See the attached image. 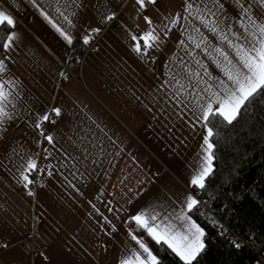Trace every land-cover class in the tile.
I'll return each mask as SVG.
<instances>
[{"label":"crops","instance_id":"0c3cea01","mask_svg":"<svg viewBox=\"0 0 264 264\" xmlns=\"http://www.w3.org/2000/svg\"><path fill=\"white\" fill-rule=\"evenodd\" d=\"M0 11L15 37L0 51V264H137L134 216L181 233L198 225L187 201L206 163L202 108L218 107L213 93L232 87L242 52L264 40L259 0H0ZM61 31L72 42L105 31L82 79L62 78L72 42ZM147 32L158 39L145 48ZM54 109L49 182L32 192L29 164ZM35 213L43 255L22 247Z\"/></svg>","mask_w":264,"mask_h":264},{"label":"trees","instance_id":"16d2710c","mask_svg":"<svg viewBox=\"0 0 264 264\" xmlns=\"http://www.w3.org/2000/svg\"><path fill=\"white\" fill-rule=\"evenodd\" d=\"M9 33L10 26H0V51ZM206 123L214 132L213 169L199 188L201 203L190 211L205 233V248L193 264H255L264 253V96L231 124L219 117ZM133 228L159 264H184L168 246Z\"/></svg>","mask_w":264,"mask_h":264},{"label":"snow or ice","instance_id":"6c2138e0","mask_svg":"<svg viewBox=\"0 0 264 264\" xmlns=\"http://www.w3.org/2000/svg\"><path fill=\"white\" fill-rule=\"evenodd\" d=\"M137 4L141 8L145 6L146 0H136ZM148 3H156V0H147ZM262 6H264V0H259ZM112 17H108L111 19ZM147 20V17H145ZM151 23V21H148ZM14 27L13 18L3 11H0V26L3 25ZM215 29H213L214 31ZM60 31V29H57ZM260 32L264 34V26L260 27ZM61 35L68 43H71V38L61 31ZM14 34L7 37V42L3 47L5 50L9 49L12 41L14 40ZM135 39V38H134ZM141 39L144 41L145 48L151 47L152 42L157 40L158 37L153 32H147ZM88 42V37H85V43ZM136 51H141L139 44L136 45ZM241 63L243 64L245 72L237 71L230 73L228 79L232 82V87L225 88L223 95L219 92L213 93L215 96V103L218 107L213 108V102H209L202 108L200 119L205 122H211V118H222L223 122L231 124L239 115L242 109L247 105L252 104L258 97L264 96V40L259 41V47L253 48L251 51H243L241 54ZM4 70L3 61H0V71ZM7 99V94L4 91L3 85H0V117L6 115L3 111L2 102ZM56 115H60L59 109H54ZM43 120L47 121L48 116H44ZM207 127V123L205 124ZM214 132L211 127H207V134L204 136L205 148V165L202 170L193 177L191 183L200 188H204V180L211 172V161L213 159L212 149L214 145L210 142V138L213 137ZM51 143L52 137H46ZM30 168H36L35 162H30ZM24 179L27 181L28 177ZM31 183V181H29ZM197 201L193 198H189L187 201L188 209H192L196 206ZM138 227L144 229L149 236L152 237L157 243L166 244L173 252L180 257L184 264H193L198 254H200L205 248L202 237L205 235L203 229H201L194 222L188 225L187 231L184 233L174 231L171 226L161 227L154 223H150V220H155V217L145 218L144 214L136 215L132 218ZM135 240L136 237L133 236ZM139 247L143 250L144 258H137V264H159L158 258L152 254L149 248L140 240H137ZM239 247V245H236ZM124 264H128L127 261Z\"/></svg>","mask_w":264,"mask_h":264},{"label":"built area","instance_id":"2783aa9c","mask_svg":"<svg viewBox=\"0 0 264 264\" xmlns=\"http://www.w3.org/2000/svg\"><path fill=\"white\" fill-rule=\"evenodd\" d=\"M105 31H96L92 33L90 42L85 43L80 38H75L71 44V49L67 61L63 65L62 78L65 80L68 77L77 74L81 79L83 78V69L89 55L96 49L100 40L104 37ZM57 119V115L51 112L47 121H43L40 125V132L42 133V147L40 150L39 158L36 162V168H32L30 171L29 189L32 192L44 189L49 182V175L47 169L49 167V161L43 150V144L46 142V132L51 122ZM195 196L197 198V204L200 201V190H195ZM42 234V218L39 214L35 213L31 221V231L29 236L24 242L22 247L24 250L32 254L43 255L45 249L39 245V241ZM39 245V246H38Z\"/></svg>","mask_w":264,"mask_h":264}]
</instances>
